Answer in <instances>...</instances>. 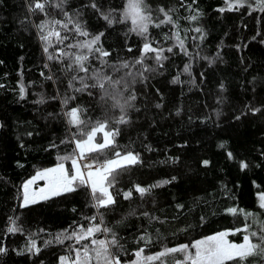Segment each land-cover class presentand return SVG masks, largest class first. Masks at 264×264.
I'll list each match as a JSON object with an SVG mask.
<instances>
[{"label":"trees","instance_id":"16d2710c","mask_svg":"<svg viewBox=\"0 0 264 264\" xmlns=\"http://www.w3.org/2000/svg\"><path fill=\"white\" fill-rule=\"evenodd\" d=\"M58 2L49 0L51 5ZM91 2L67 0L63 10L48 7L47 14H31V0H0V247L6 249L0 253V264H61L62 256L74 259L72 249L81 245L74 239L57 243L56 235L65 229L70 234L78 226L86 228L90 225L86 217L100 213L101 227L112 229L122 246L112 249L122 264L136 260L134 253L141 248L144 256L152 255L166 247L190 246L222 231H232L227 239L241 243L247 233L236 230L245 225L249 233H261L264 211L257 197L264 194V10L257 0H244L240 7L232 0L233 10L224 12L219 11L227 8L224 0H196L194 4L192 0H145L154 23L163 19L160 8L175 10L170 14L176 27L149 25L148 32L153 47H172L173 51L164 52L167 59L161 64L154 59L144 61L154 71L145 72L144 78L137 76L134 83L126 77L127 89L123 84L106 85L120 104L131 105L125 107L126 124L116 123L121 110L113 107L114 100L103 101L99 88L80 93L69 87L73 75L86 74L68 71L67 59L63 63L48 60L36 27L44 20L67 23V12L69 18L84 24L88 38L103 32L98 46L110 53L104 58L109 65L132 64L140 56L144 39L129 31L130 21L109 26L88 6ZM94 2L120 20L127 0ZM197 13L196 21L185 19ZM52 27L64 33L58 25ZM197 27L202 32L194 31ZM173 33L184 41L187 55ZM166 35L171 39L166 40ZM84 39L70 35L65 44ZM51 42L50 52L64 47L55 37ZM98 55L89 57L88 76L97 69L113 79L128 71H143L136 64L113 72L94 58ZM185 65L190 66L188 72ZM86 82L94 81L86 78ZM132 95L135 100L129 99ZM66 97L75 98L65 105ZM73 107L83 109L80 118L85 122L107 117L110 127L119 129L114 146L92 154L91 160L103 162L116 152H132L138 154L139 163L120 171L109 189L115 203L107 208H93L90 190L84 187L21 207L22 183L36 170L55 167L58 157L73 153L71 141L80 131L64 115ZM82 130L90 131V125L86 123ZM62 162L71 169L70 160ZM242 164L247 166L242 168ZM136 185L150 191L141 196ZM124 192H131V197L125 199ZM228 209L237 211L233 214ZM145 212L148 216L142 215ZM10 218L21 231L8 233L7 228L13 226ZM91 223H99V218ZM96 238L110 240L112 236L101 232ZM252 240L257 242L256 237ZM29 241H35L38 253L28 251ZM175 258L182 259V255L177 253ZM167 261L175 264L172 256ZM243 264H264V257L250 256Z\"/></svg>","mask_w":264,"mask_h":264},{"label":"snow or ice","instance_id":"6c2138e0","mask_svg":"<svg viewBox=\"0 0 264 264\" xmlns=\"http://www.w3.org/2000/svg\"><path fill=\"white\" fill-rule=\"evenodd\" d=\"M66 2L67 0H59L55 5H51L49 0H31L28 11L31 14H36L37 12L47 14L48 7H57L63 10V6ZM195 2L196 0H192L193 4ZM224 2L227 5V8H220V12L233 10L234 4L232 3V0H224ZM243 3L244 0H235L236 7L243 6ZM257 4L262 10H264V0H257ZM88 6L99 12L109 26L114 22L120 23L130 21L132 27L129 31L144 39L139 58L134 60L132 64L124 61L119 65H109L104 58L108 57L110 53L98 46L101 37L104 35L103 32L88 38L90 37V33L86 30L84 24L79 19L69 18L67 12H64V16L68 18L67 23L60 20H44L36 25L40 33V39L44 42L43 51L47 54V58L50 61L55 60L63 63L65 59L69 60L70 63L67 64L68 71L75 69L77 72H84L86 76L73 75L69 80V87L74 92L80 93L85 92L89 88H99L103 92L101 99L105 102L109 98L114 100L115 103L113 104V107L118 106L121 110V115L116 120V123L126 124L128 121L125 119V107H131V105L127 101L125 104H120L119 101L116 100L114 92L110 91L106 85L115 88L116 85L123 84L125 89H127L128 80L126 77L131 78V81L134 83L137 76L144 78L145 72L154 71V69L144 66V61L154 59L157 64H161L163 60L167 59L164 52L167 51L170 53L173 51V48L168 47L165 49L163 47H153V42L150 41L148 37L149 25L160 27L163 24H172L173 27H176L170 14L175 10H165L164 8H160L159 11L162 13L163 19H161L159 23H154L145 0H127L120 20H115L111 12H102L94 0ZM191 7V4H189L188 8L191 9ZM198 16L199 13L185 17V19L196 21ZM69 24L72 25L71 28L68 27ZM54 25H58L60 28L64 29V33L62 34L60 31H57L55 27H52ZM194 31L200 33L202 32V29L197 27ZM70 35L72 38L82 36L86 39L78 40L76 43L65 44V41L69 40ZM173 36L178 40V47L185 52V55H187L184 41L179 39L177 33H173ZM53 37L56 38L57 44L64 45V47L56 48L54 52H50L49 49L53 47L51 42ZM165 39H171V37L166 35ZM65 49H76V51H65ZM128 51L131 52L132 49L129 48ZM95 53H99V55L94 56V58L100 61L102 67H110L113 72H120L122 69H130L136 64L141 65L143 71H128L125 72L124 76L120 77V79H113V77L106 72L97 69L88 76L89 68L86 65L89 61L90 55H94ZM149 54L154 55L150 56ZM45 67H48V65L46 64ZM189 67V65H185L184 71L188 72ZM41 75H43V73H41ZM47 78L52 79L51 76ZM86 78L91 79L94 82L89 84L86 82ZM74 82L79 83L80 86L76 87ZM20 93L21 99H23V87L20 88ZM89 94L91 95V93ZM74 98L75 97H66L63 103L67 105L69 100ZM129 99L135 100L136 97L135 95H132ZM157 107H159V105H157ZM255 111L259 110L257 109ZM82 112L83 109L73 107L64 113V115L68 117V123L80 131V136L77 137L74 134L71 141L75 145L73 153L58 157V161L60 162H58L55 167L37 172L36 176L23 183V202L21 207H27L31 204L39 203L40 200H47L51 196H59L78 191L80 187L90 189L92 200L91 206L97 210L100 208H107L115 203L114 196L109 189L114 187L116 177L119 175L120 171L128 166L139 163V156L132 152H127L123 155L116 152L114 158L106 159L103 162L91 160L90 156L92 154H99L105 149L114 146L115 137L119 134V129L111 128L107 117L104 120L85 122L80 118ZM86 123L90 125V131L84 132L82 126ZM98 134H102V143L97 140ZM228 155L229 158L232 157L231 153ZM65 160L71 161V169L65 168L64 163L62 162ZM81 161L87 162L81 163ZM208 163V161H203L204 165H207ZM96 164H99V166L96 167ZM246 166L247 165L245 164L241 165L242 168ZM37 178L44 179L46 185L38 191H31L30 186ZM173 179H175V177H173ZM169 182L170 181H164L163 183ZM158 186L160 185H153L152 187ZM135 190L139 192L141 196H143L145 192L150 191V189L139 185L135 186ZM123 195L125 199H129L132 193L124 192ZM178 207L181 206L178 205ZM260 207L264 208V194H261L260 196ZM228 211L235 214L237 210L228 209ZM142 215L148 216V213L145 212ZM250 215L252 214L246 213V216ZM98 218L99 223H91ZM86 219L90 222L88 227L84 228L83 226H78V228L73 230L70 234L68 233V230L65 229L63 232L56 235L55 241L57 243H63L64 240L74 239L78 245H81L79 248L72 249V251L75 252L74 259L71 257H60L61 264H67L69 261L71 264H93V262L94 264H122L119 256L112 252L113 248L122 247L116 234L112 229L106 226L103 228L101 227L103 224V214L100 213L99 216L86 217ZM10 223L13 226L7 228L8 233L21 231L19 227L15 226V221L11 218ZM236 231H244L247 233L243 236L242 243H233L226 239L229 235L228 232H219L215 235L206 237L203 240L196 241L190 246L179 245L170 248L166 247L152 255L144 256V249H138L134 253L137 259L131 261L130 264H155V262H159V264H168L167 257L169 256H172L175 259V264H229V262H232V264H243V262L250 256L259 255L264 257V228H262L261 233L259 234L256 232L249 233L247 225H245L243 230L237 229ZM101 232L104 234H111L112 239H97L96 234ZM252 237H256L257 242H253ZM139 239L144 240L146 244L150 243V239L145 236H141ZM52 242L53 241H46L45 243L51 244ZM29 245V252L34 250L38 253L40 251V249L36 247L35 241H29ZM190 248L195 251H190ZM5 251V248L0 247V253H4ZM177 253L181 254L183 259H176L175 254Z\"/></svg>","mask_w":264,"mask_h":264},{"label":"rangeland","instance_id":"374dc122","mask_svg":"<svg viewBox=\"0 0 264 264\" xmlns=\"http://www.w3.org/2000/svg\"><path fill=\"white\" fill-rule=\"evenodd\" d=\"M97 140H98V142H103V139H102V134H98V136H97ZM74 147H75V145H74ZM82 163V162H81ZM99 164H96V167L98 166ZM44 169H41V170H36L33 174H32V176L30 177V178H28L26 181H28V180H30L32 177H34V176H36V174H37V172H40V171H43ZM25 182V181H24ZM23 182V183H24ZM23 183H22V185H23ZM22 185H21V200H20V205L22 204V202H23V190H22ZM45 185H46V181L44 180V179H42V178H37L35 181H34V183L30 186V190L31 191H38L40 188H43V187H45ZM90 190V189H89ZM260 196L261 195H258V197H257V199H258V205L260 206ZM263 209V211H264V208H262ZM222 232H228L229 234H231V233H233L232 231H222ZM219 233V232H218ZM215 234H217V233H215ZM215 234H213V235H215ZM212 236V235H211ZM203 239H205V238H203ZM203 239H200V240H203ZM226 239H227V237H226ZM199 241V240H198ZM243 242V241H242ZM241 242V243H242ZM193 244V243H192ZM192 244H190V245H192ZM237 244H239V243H237ZM190 251H195L194 249H191L190 248ZM182 259H183V256H182Z\"/></svg>","mask_w":264,"mask_h":264},{"label":"built area","instance_id":"2783aa9c","mask_svg":"<svg viewBox=\"0 0 264 264\" xmlns=\"http://www.w3.org/2000/svg\"><path fill=\"white\" fill-rule=\"evenodd\" d=\"M84 162H87V161H84ZM98 166H99V165H98ZM98 166H97V167H98Z\"/></svg>","mask_w":264,"mask_h":264}]
</instances>
